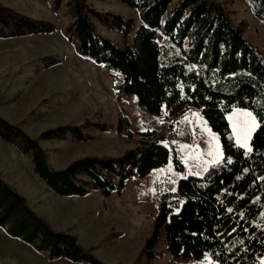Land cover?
I'll list each match as a JSON object with an SVG mask.
<instances>
[{"label": "trees", "instance_id": "1", "mask_svg": "<svg viewBox=\"0 0 264 264\" xmlns=\"http://www.w3.org/2000/svg\"><path fill=\"white\" fill-rule=\"evenodd\" d=\"M119 1L139 12L141 24L132 43L119 44L100 34L92 21V15L99 12L87 0H67L73 18L65 30L67 40L77 54L119 72V91L134 94L149 113L177 117L189 107L201 109L220 136L224 153V159L203 175L182 178L176 191L163 193L144 252L154 258L165 232L173 259L209 257L213 264H260L264 258V54L246 38L244 26L233 23L218 0ZM62 2L55 1V10ZM252 8L264 23V0H252ZM104 22L109 29L122 30L125 39L134 26L132 19L119 15ZM56 30L55 23L0 2V38ZM234 108L248 109L257 118L251 152L235 142L231 128ZM86 125L107 130L105 124L87 121ZM117 129L133 135L121 120ZM67 132L82 142L94 138L74 125L47 129L34 138L0 115V139L31 155L35 173L63 197H84L94 190L104 197L121 194L129 179L145 177L168 164L171 157L182 170L174 148L156 138L155 130L141 132L139 145L121 155H88L64 168H54L40 140L62 138ZM0 227L53 259L123 264L101 260L80 244L76 235L55 229L1 172Z\"/></svg>", "mask_w": 264, "mask_h": 264}, {"label": "rangeland", "instance_id": "2", "mask_svg": "<svg viewBox=\"0 0 264 264\" xmlns=\"http://www.w3.org/2000/svg\"><path fill=\"white\" fill-rule=\"evenodd\" d=\"M55 1L0 0L20 12L57 25V30L51 34L0 38V115L22 127L34 138L47 129L61 125L81 126L84 132L94 136L92 140L82 142L73 137L71 132H67L62 138L41 139L40 144L46 149L49 162L57 169L88 155H121L139 145L141 132L155 130L156 138L174 148L182 170L176 168L174 158L171 157L168 164L153 169L145 177L134 176L129 179L122 193L114 192V197L110 200L109 196H102L99 190L84 197H63L38 180L40 177L34 171L31 155L22 154L8 143L14 154L19 152L24 158L26 173L23 178L14 179L16 173L8 170L6 148L0 144L2 177L6 181H13L11 185L27 198L29 205L60 231L74 232L78 222L89 219L88 211H107V217L104 218L107 224L91 229L82 228L74 234L80 244L92 249L105 262L213 264L209 257L202 260L173 259L163 237L155 248V257L149 259L144 252L148 237L144 240L142 235L128 232L121 227L122 223L119 225L117 222L119 211L125 210L132 216L137 210L136 205H140L145 215L151 217L153 213H157L163 193L176 191L180 179L203 175L215 164L214 156L209 155L216 145L213 137L218 138L223 152L220 136L211 129L199 108L189 107L177 117L158 116L141 106L134 94L120 92L119 72L76 53L75 46L65 37V30L73 21L68 12L67 0H63L59 10L54 8ZM218 1L229 12L235 25L244 26L246 38L264 54V24L255 16L252 0ZM87 2L99 12V15H92V21L100 34L119 44L125 41L132 43L141 24L136 9L119 0ZM118 15L134 21L133 30L126 39L122 30L109 29L104 22L105 19L113 20ZM232 112H235L234 123H240V118L245 120L241 113L252 111L234 108ZM120 120L124 127L132 131V136L117 129ZM87 121L105 124L107 130L87 126ZM233 134L235 137L234 131ZM136 198L138 204L134 202ZM93 216L99 215L95 213ZM139 242L141 248L138 254H128V248L133 244L139 245ZM0 264L87 263L50 258L47 252L37 251L0 227ZM260 264H264V258Z\"/></svg>", "mask_w": 264, "mask_h": 264}, {"label": "crops", "instance_id": "3", "mask_svg": "<svg viewBox=\"0 0 264 264\" xmlns=\"http://www.w3.org/2000/svg\"><path fill=\"white\" fill-rule=\"evenodd\" d=\"M260 21V20H259ZM261 22V21H260ZM263 23V22H261ZM264 24V23H263ZM229 120V119H228ZM0 144H2L3 146H5V156L7 159V167L9 168L8 170L15 172V178H23L26 170H25V166L27 167L24 158L22 157V155L18 152L15 153L13 151H11V149H9V144L5 141H1L0 140ZM5 159V161H6ZM24 164V165H23ZM41 182H44L41 178L38 179ZM10 184H13V181H7ZM45 183V182H44ZM114 197V193L111 194V196L108 197V200H110L111 198ZM137 199V198H136ZM134 200V202L136 204H138V199ZM137 206V210L135 211V213L131 216L127 213V211L122 210L119 211V219L117 224L122 223L123 228H126V230L129 231H133L135 233H137L138 235H142L143 239L145 240L146 237H149L151 235V233L153 232L154 229V225H155V218H156V214L153 213L151 215V217H148L145 215V213L143 212V210L141 209V206L136 205ZM97 214L99 216H93V214ZM107 211L104 210H99V211H88V217L89 219L82 220L80 222H78L76 229L74 232H71L73 234H77L82 228L83 229H91L92 227L96 228L98 226H103L104 224H107L104 220L105 216L107 217ZM163 240L165 239V232H162L160 239ZM140 243V242H139ZM141 248V243L139 245H135L133 244L132 246H130L128 248V254L135 256L138 254L139 249Z\"/></svg>", "mask_w": 264, "mask_h": 264}, {"label": "snow or ice", "instance_id": "4", "mask_svg": "<svg viewBox=\"0 0 264 264\" xmlns=\"http://www.w3.org/2000/svg\"><path fill=\"white\" fill-rule=\"evenodd\" d=\"M242 115L245 117V120L240 123H233V131L235 133V142L241 148L246 149L248 152H251L253 149L250 146L249 142L252 139L253 133L256 131L259 126L256 120V117L252 112H244ZM216 145L214 151L210 152L209 155L214 156V163L219 164L222 159H224V153L221 151L219 140L216 137ZM230 163V158L228 159ZM231 211V209H229Z\"/></svg>", "mask_w": 264, "mask_h": 264}]
</instances>
